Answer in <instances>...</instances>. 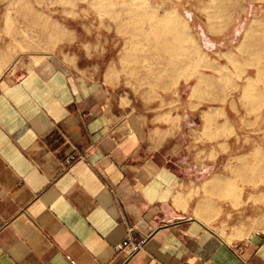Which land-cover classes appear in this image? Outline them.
Here are the masks:
<instances>
[{
	"label": "crops",
	"instance_id": "0c3cea01",
	"mask_svg": "<svg viewBox=\"0 0 264 264\" xmlns=\"http://www.w3.org/2000/svg\"><path fill=\"white\" fill-rule=\"evenodd\" d=\"M112 82L57 61L1 81L0 264H264V220L232 225L238 191L116 114Z\"/></svg>",
	"mask_w": 264,
	"mask_h": 264
},
{
	"label": "rangeland",
	"instance_id": "374dc122",
	"mask_svg": "<svg viewBox=\"0 0 264 264\" xmlns=\"http://www.w3.org/2000/svg\"><path fill=\"white\" fill-rule=\"evenodd\" d=\"M139 3L155 13L152 19L127 13ZM215 6L229 16L220 32L211 26L222 21L207 19ZM166 16L182 19L206 59L230 71L228 80L215 84L209 95L194 93L193 68L173 83L165 77L155 81L163 76L162 67L150 71V66L164 55L156 52L150 26ZM263 16L264 0H0V83L15 81L47 61L99 82H105L110 72L111 84L117 86L110 94L122 99L121 105L111 106L116 114L135 115L144 129L157 128L169 137L175 160L204 161L205 177L217 174L223 184L235 188L237 199L222 197L223 203L232 205L224 208L225 213L235 212L232 225H242L250 217L261 222L264 103L246 115L243 83L228 68L227 57L236 53L251 21ZM138 32L142 36L135 38ZM257 89L264 91V85ZM213 94L220 100L209 101Z\"/></svg>",
	"mask_w": 264,
	"mask_h": 264
},
{
	"label": "bare ground",
	"instance_id": "6f19581e",
	"mask_svg": "<svg viewBox=\"0 0 264 264\" xmlns=\"http://www.w3.org/2000/svg\"><path fill=\"white\" fill-rule=\"evenodd\" d=\"M213 9L214 11L207 16V19L209 23H215L216 20L222 21L216 26H211L213 30L220 32L223 26L227 25L229 16L224 8L215 6ZM127 13L130 16L139 17L140 15L141 18L148 17L150 19L155 15L151 9H144L140 3L133 6ZM181 20L178 22L170 16H166L163 20H157L150 26L156 52L164 55L162 61L158 60L153 66H150V71L162 67L163 76H157L155 81L160 82L162 77H165L169 83H173L176 77L186 74L190 68H193L192 76L196 79L194 93L206 92L209 95V90L215 87V84L221 86L223 81L228 80L230 71L226 67H220L218 63H210L206 59L194 38L189 34L187 25ZM138 33L134 34L135 38L142 36L141 33ZM128 56L125 50L126 61ZM227 66L231 68V72L236 73V77L243 83L241 98L245 104L246 115H250L261 108L264 103V91L257 89L258 85H264V16L251 21L248 25L236 53L228 54ZM203 70L209 71V76L206 77ZM210 98L211 102L220 100L214 94ZM249 167L246 164L245 171Z\"/></svg>",
	"mask_w": 264,
	"mask_h": 264
},
{
	"label": "built area",
	"instance_id": "2783aa9c",
	"mask_svg": "<svg viewBox=\"0 0 264 264\" xmlns=\"http://www.w3.org/2000/svg\"><path fill=\"white\" fill-rule=\"evenodd\" d=\"M144 243V240L136 241L132 237L128 236L118 245L117 250L124 251L127 255V258H131L142 249Z\"/></svg>",
	"mask_w": 264,
	"mask_h": 264
}]
</instances>
